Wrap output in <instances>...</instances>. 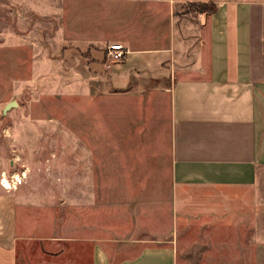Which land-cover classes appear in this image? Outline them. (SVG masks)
<instances>
[{
    "label": "crops",
    "instance_id": "obj_1",
    "mask_svg": "<svg viewBox=\"0 0 264 264\" xmlns=\"http://www.w3.org/2000/svg\"><path fill=\"white\" fill-rule=\"evenodd\" d=\"M91 1L130 4L135 13L115 40L128 49L120 60L107 66L105 47L81 46L87 71L114 86L170 84V214L149 236L127 238L132 227L102 240L95 223L48 234L39 229L48 222L32 234L5 189L0 264H181L204 243L226 245L225 261L192 264H264V0H213L212 12L189 8L211 0Z\"/></svg>",
    "mask_w": 264,
    "mask_h": 264
},
{
    "label": "rangeland",
    "instance_id": "obj_2",
    "mask_svg": "<svg viewBox=\"0 0 264 264\" xmlns=\"http://www.w3.org/2000/svg\"><path fill=\"white\" fill-rule=\"evenodd\" d=\"M132 12L91 0H0V193L12 192L28 233L40 222L68 235L95 223L102 240L132 227L127 238L149 236L170 214V84L114 86L87 71L81 48L119 40ZM260 186L264 221V169ZM189 253L181 264L224 262L228 249L204 243Z\"/></svg>",
    "mask_w": 264,
    "mask_h": 264
},
{
    "label": "built area",
    "instance_id": "obj_3",
    "mask_svg": "<svg viewBox=\"0 0 264 264\" xmlns=\"http://www.w3.org/2000/svg\"><path fill=\"white\" fill-rule=\"evenodd\" d=\"M105 55H106V65L108 66V61L110 60H120L127 53L128 49L118 42L108 43L105 46Z\"/></svg>",
    "mask_w": 264,
    "mask_h": 264
},
{
    "label": "trees",
    "instance_id": "obj_4",
    "mask_svg": "<svg viewBox=\"0 0 264 264\" xmlns=\"http://www.w3.org/2000/svg\"><path fill=\"white\" fill-rule=\"evenodd\" d=\"M211 2L212 4H209ZM213 0L207 2H197L191 3V5H195L199 8V12H212L217 8L216 4H213ZM106 51V50H105Z\"/></svg>",
    "mask_w": 264,
    "mask_h": 264
},
{
    "label": "bare ground",
    "instance_id": "obj_5",
    "mask_svg": "<svg viewBox=\"0 0 264 264\" xmlns=\"http://www.w3.org/2000/svg\"><path fill=\"white\" fill-rule=\"evenodd\" d=\"M3 182L5 183L3 185H5L6 187H11L10 182L6 178H3Z\"/></svg>",
    "mask_w": 264,
    "mask_h": 264
},
{
    "label": "water",
    "instance_id": "obj_6",
    "mask_svg": "<svg viewBox=\"0 0 264 264\" xmlns=\"http://www.w3.org/2000/svg\"><path fill=\"white\" fill-rule=\"evenodd\" d=\"M13 104H16V101L15 100L6 103L5 108H8V107H10Z\"/></svg>",
    "mask_w": 264,
    "mask_h": 264
}]
</instances>
